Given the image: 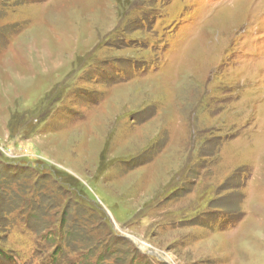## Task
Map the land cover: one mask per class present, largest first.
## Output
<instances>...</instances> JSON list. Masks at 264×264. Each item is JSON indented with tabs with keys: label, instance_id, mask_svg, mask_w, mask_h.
Segmentation results:
<instances>
[{
	"label": "rangeland",
	"instance_id": "1",
	"mask_svg": "<svg viewBox=\"0 0 264 264\" xmlns=\"http://www.w3.org/2000/svg\"><path fill=\"white\" fill-rule=\"evenodd\" d=\"M0 155V264H264V0H0Z\"/></svg>",
	"mask_w": 264,
	"mask_h": 264
},
{
	"label": "trees",
	"instance_id": "2",
	"mask_svg": "<svg viewBox=\"0 0 264 264\" xmlns=\"http://www.w3.org/2000/svg\"><path fill=\"white\" fill-rule=\"evenodd\" d=\"M0 165H2L3 168H5V167L7 168V171H4L1 168L0 179H3V182L0 181V186L2 185V183H4L7 186V182L12 184L13 183L12 181L20 180V179H17L18 178L17 176H15L16 175L15 174V171H17V170H15V169L11 170L12 169L11 168V165H15L14 163L13 164H5V163L2 164L0 162ZM24 167L25 168H28V166H24ZM37 168H39V167L37 166ZM18 170L21 171V169H18ZM12 172H14V173L12 174ZM10 186L12 188V185H10ZM23 186H24L23 184H18L17 185V188L20 189V191H16V194L12 197L15 200L14 203H13V200H12V202H10V199H8L9 202H7V203L5 202L4 203L5 208H4V206L2 204L0 205V213H2V214L4 213L5 216L8 215L7 213H9V215L11 217H12V215L14 213H16V216H15L16 218L21 217L22 222H23V220L25 218L24 222L26 224H28L27 220L29 219L31 221V219L34 218L35 215H31V210L30 209H26V206L29 205L30 202L27 199H25L23 201V198L24 197L21 195V193H23ZM38 192L39 191H38V189L36 187V184H33V185H31V189H30V192L28 194L30 195V193H31V196L30 197H34V195L35 196L38 195ZM9 204L12 206V208H14V210L8 211V209H10L9 208L10 206H8ZM17 208H19L20 211H18V212L15 211ZM72 236H73V234H72ZM0 259H6L7 260L5 251L3 249H0Z\"/></svg>",
	"mask_w": 264,
	"mask_h": 264
},
{
	"label": "bare ground",
	"instance_id": "3",
	"mask_svg": "<svg viewBox=\"0 0 264 264\" xmlns=\"http://www.w3.org/2000/svg\"><path fill=\"white\" fill-rule=\"evenodd\" d=\"M148 247V246H147Z\"/></svg>",
	"mask_w": 264,
	"mask_h": 264
}]
</instances>
